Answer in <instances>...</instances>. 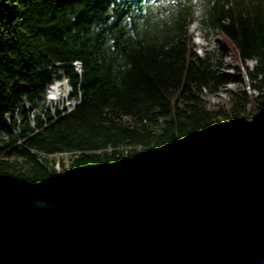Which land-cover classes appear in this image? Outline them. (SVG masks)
Here are the masks:
<instances>
[{"label":"trees","instance_id":"obj_1","mask_svg":"<svg viewBox=\"0 0 264 264\" xmlns=\"http://www.w3.org/2000/svg\"><path fill=\"white\" fill-rule=\"evenodd\" d=\"M148 2L0 0V264H264V0H206L202 56L192 4ZM227 53L250 90L210 108ZM60 76L81 99L51 114Z\"/></svg>","mask_w":264,"mask_h":264},{"label":"rangeland","instance_id":"obj_2","mask_svg":"<svg viewBox=\"0 0 264 264\" xmlns=\"http://www.w3.org/2000/svg\"><path fill=\"white\" fill-rule=\"evenodd\" d=\"M205 1L206 0H149L142 12H148L149 18L147 22L148 24H154L165 20H170L183 4L191 3L193 10V21L191 24H189L188 30L193 35V43L197 53L202 56L206 50H212L217 47L221 48L222 50H225L226 48L216 32L205 30V28L200 23V17L204 12ZM253 63L254 61H247L249 66H251ZM223 70L229 74L230 82L221 87L216 93H210L206 89L203 90V98L206 100L207 106L210 108H214L219 104L226 103L228 97L230 96V92L236 88L243 87L247 90H250L247 86V78L245 76L244 69L242 68V70L237 74L233 62L229 59L228 53L224 59ZM68 160L69 155H55V157H50V162L55 163L58 161L59 165L61 164L60 169L58 170L59 172L70 167V163L66 165ZM76 172L78 171L73 170V173ZM32 203L34 204V202Z\"/></svg>","mask_w":264,"mask_h":264},{"label":"bare ground","instance_id":"obj_3","mask_svg":"<svg viewBox=\"0 0 264 264\" xmlns=\"http://www.w3.org/2000/svg\"><path fill=\"white\" fill-rule=\"evenodd\" d=\"M76 72L80 74L81 72V63L79 61H72L70 63ZM54 88V91H53ZM44 111H49L51 114H54L59 111H70L75 106L80 103V90L77 89L73 92L72 87L70 86L67 77L60 76L59 78H54L45 88L44 92ZM35 111H32L30 116V122L32 123L33 114ZM78 152H58L54 154H41L46 158L50 159V157H55V155H69V160L66 163L69 164L71 162L72 157L77 156ZM61 165V164H60ZM60 165L58 161L53 163L54 168L58 171L60 169ZM33 202L41 208L49 207L50 204L45 200L36 199Z\"/></svg>","mask_w":264,"mask_h":264},{"label":"water","instance_id":"obj_4","mask_svg":"<svg viewBox=\"0 0 264 264\" xmlns=\"http://www.w3.org/2000/svg\"><path fill=\"white\" fill-rule=\"evenodd\" d=\"M31 202H33V200L31 201ZM35 204V203H34ZM50 204V203H49ZM36 205V204H35ZM51 205V204H50ZM37 206V205H36ZM51 208V206L50 207H46V208H44V209H50Z\"/></svg>","mask_w":264,"mask_h":264},{"label":"built area","instance_id":"obj_5","mask_svg":"<svg viewBox=\"0 0 264 264\" xmlns=\"http://www.w3.org/2000/svg\"><path fill=\"white\" fill-rule=\"evenodd\" d=\"M53 91H54V88H53ZM3 119H6V114L4 115ZM13 132V131H12Z\"/></svg>","mask_w":264,"mask_h":264}]
</instances>
